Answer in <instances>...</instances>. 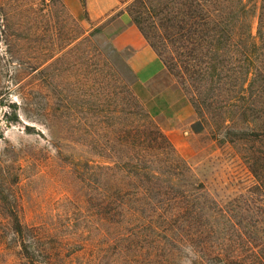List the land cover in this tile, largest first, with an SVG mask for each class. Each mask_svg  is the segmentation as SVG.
I'll return each instance as SVG.
<instances>
[{
	"label": "rangeland",
	"instance_id": "rangeland-1",
	"mask_svg": "<svg viewBox=\"0 0 264 264\" xmlns=\"http://www.w3.org/2000/svg\"><path fill=\"white\" fill-rule=\"evenodd\" d=\"M115 1L94 20L86 0H0V264H220L264 242V38L197 53L199 1L264 37V0ZM135 11L172 78L159 97L112 43ZM185 105L179 151L156 116Z\"/></svg>",
	"mask_w": 264,
	"mask_h": 264
},
{
	"label": "trees",
	"instance_id": "trees-1",
	"mask_svg": "<svg viewBox=\"0 0 264 264\" xmlns=\"http://www.w3.org/2000/svg\"><path fill=\"white\" fill-rule=\"evenodd\" d=\"M121 4H127L128 0H119ZM84 4V0H81ZM133 10L129 8V12ZM135 26L140 30L138 25L142 21V16H140V12L135 11ZM235 19V14H221V15H213L209 12H206L201 5L200 1L197 3V53L203 55L202 48L204 46H208L212 49V52H207L205 54L206 57L212 55L213 57L220 53V47L223 43H232L240 41L247 45H250L251 48L257 47V38H259V43L263 40L262 30H259V36L254 37L251 34L249 26L248 30H244L242 28V33L240 36H235L233 29L236 28L235 24L239 23L245 25L248 20V14L244 9H241ZM245 29V28H244ZM199 43V44H198ZM253 50H246V54L251 57L253 54ZM212 58V57H211ZM213 67V66H212ZM215 72L217 68H208ZM193 131L195 133H200L202 131V127L197 123L193 126ZM162 138L168 140V138L162 135ZM169 142V140H168ZM253 167L257 170L256 166L253 164ZM253 169V172L259 176L261 180H264L258 172ZM14 231L18 237H20L24 246V251L28 255L35 252V245L25 239L26 230H28L23 224L16 219L13 223ZM229 245L231 250L229 252H225L223 249L218 250L216 255L219 259L220 264H264V242L261 244H254L252 241H248L246 239H238V240H229ZM221 246V245H220ZM32 264H36L35 260H32L29 256L27 257Z\"/></svg>",
	"mask_w": 264,
	"mask_h": 264
},
{
	"label": "crops",
	"instance_id": "crops-1",
	"mask_svg": "<svg viewBox=\"0 0 264 264\" xmlns=\"http://www.w3.org/2000/svg\"><path fill=\"white\" fill-rule=\"evenodd\" d=\"M87 9L92 19L98 20L104 17L109 12L117 7L115 0H97L103 2L104 9L93 10L91 7L92 0H86ZM112 25L121 28L118 33L112 37L113 46L120 52H127L126 62L133 75L136 77L147 91L153 97H159L167 93L171 89L173 83L164 62L149 46L147 41L141 35L135 24L131 23L126 15L119 16ZM185 108L181 109L180 114L165 115L160 113L157 115L159 126L175 147L182 151L183 144L181 143L184 136L179 133V129L174 128L181 125L180 115L184 113ZM174 120L175 125L171 127L170 121ZM183 123V122H182Z\"/></svg>",
	"mask_w": 264,
	"mask_h": 264
}]
</instances>
